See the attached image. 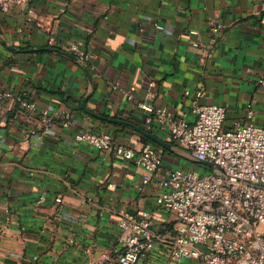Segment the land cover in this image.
Instances as JSON below:
<instances>
[{
    "label": "crops",
    "instance_id": "obj_1",
    "mask_svg": "<svg viewBox=\"0 0 264 264\" xmlns=\"http://www.w3.org/2000/svg\"><path fill=\"white\" fill-rule=\"evenodd\" d=\"M33 4L35 22L26 20L22 6L0 12V89L23 91L40 107L71 109L73 123L25 140L30 121L19 102L0 106V264H97L121 247L122 212H147L162 233L173 231L174 214L157 208L162 172L143 184L135 158L78 141L76 133L105 131L116 143L140 150L150 139L142 132L141 107L149 82L153 104L189 120L195 113L186 88L202 89L200 102L225 104L227 124H264V85L257 82L264 73V0ZM218 22L224 24L220 30ZM69 41L97 56L81 63L63 48ZM149 132L169 141L163 126ZM171 144L162 171L197 166L184 148ZM42 193L47 200L36 203ZM168 251L160 244L137 264H172Z\"/></svg>",
    "mask_w": 264,
    "mask_h": 264
},
{
    "label": "built area",
    "instance_id": "obj_2",
    "mask_svg": "<svg viewBox=\"0 0 264 264\" xmlns=\"http://www.w3.org/2000/svg\"><path fill=\"white\" fill-rule=\"evenodd\" d=\"M33 1L0 0V12L22 6L26 20L35 22ZM157 27L164 28L159 24ZM223 27L224 24L218 22L215 29ZM48 30V41L54 45L55 34L51 28ZM63 48L74 53L81 63L97 56L77 41H69ZM257 82L264 85V73L258 75ZM152 86L153 82H149L146 99L141 102L146 112L145 129L150 131L155 125L163 126L169 141L184 148L203 167L202 170L175 167L162 171L163 146L145 141L140 150H135L116 143L105 131H78L75 135L78 141L135 158L143 184L150 183L162 172L157 208L174 214L173 231L162 233L154 227L147 212H122L118 222L121 247L113 254H104L97 264H137L160 244L169 250L172 264H181L184 259H192L196 264H264V124L253 120L227 124L225 104L200 102L203 90L186 88L185 94L195 113V118L189 120L168 106L153 104ZM7 100L18 101L22 113L29 118L30 124L22 132L25 140L33 135L40 138L56 126L69 128L73 123L71 109L40 107L37 100L23 91L0 89V106ZM254 103L255 98L247 102L249 118L253 116ZM199 160H208L214 165ZM109 185L114 183L109 182ZM46 200L47 195L42 193L36 203ZM61 201V196L54 197L55 203Z\"/></svg>",
    "mask_w": 264,
    "mask_h": 264
},
{
    "label": "water",
    "instance_id": "obj_3",
    "mask_svg": "<svg viewBox=\"0 0 264 264\" xmlns=\"http://www.w3.org/2000/svg\"><path fill=\"white\" fill-rule=\"evenodd\" d=\"M68 55L72 56V57H76L72 52H66ZM111 120H114V121H121V120H117V119H114V118H111ZM142 132L147 136L149 137L150 139L154 140L156 143H158L160 146H163L164 148H171L172 144L171 142L169 141H166V140H163L161 138H159L158 136H156L155 134L149 132V131H146L145 129H142ZM195 161V160H194ZM197 162V161H195ZM198 162L200 163H203V164H207V165H210V166H213L214 163L211 162V161H208V160H199Z\"/></svg>",
    "mask_w": 264,
    "mask_h": 264
},
{
    "label": "rangeland",
    "instance_id": "obj_4",
    "mask_svg": "<svg viewBox=\"0 0 264 264\" xmlns=\"http://www.w3.org/2000/svg\"><path fill=\"white\" fill-rule=\"evenodd\" d=\"M191 165L193 166V165H195V164L191 162ZM202 167H203L202 165H199V166H198V164H197V166L194 167V168L199 169V170H202ZM208 168H211V167H208ZM212 169H213V168H212Z\"/></svg>",
    "mask_w": 264,
    "mask_h": 264
},
{
    "label": "trees",
    "instance_id": "obj_5",
    "mask_svg": "<svg viewBox=\"0 0 264 264\" xmlns=\"http://www.w3.org/2000/svg\"><path fill=\"white\" fill-rule=\"evenodd\" d=\"M149 141H151L150 139H149ZM152 142V141H151Z\"/></svg>",
    "mask_w": 264,
    "mask_h": 264
}]
</instances>
